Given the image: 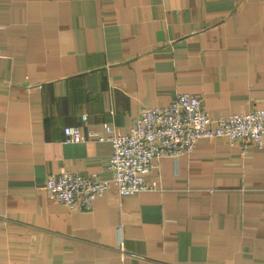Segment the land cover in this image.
I'll return each mask as SVG.
<instances>
[{
  "label": "crops",
  "instance_id": "obj_1",
  "mask_svg": "<svg viewBox=\"0 0 264 264\" xmlns=\"http://www.w3.org/2000/svg\"><path fill=\"white\" fill-rule=\"evenodd\" d=\"M177 91L210 116L263 106L264 0H0V264H264V149L202 138L152 161L156 190L48 198L50 175L110 179L105 128Z\"/></svg>",
  "mask_w": 264,
  "mask_h": 264
},
{
  "label": "built area",
  "instance_id": "obj_2",
  "mask_svg": "<svg viewBox=\"0 0 264 264\" xmlns=\"http://www.w3.org/2000/svg\"><path fill=\"white\" fill-rule=\"evenodd\" d=\"M175 95L166 108L143 109L127 133L105 128L108 136L99 140L112 146L110 179L96 180L65 171L50 175L44 186L48 198L71 210L82 211L89 209L109 188L117 190L120 197L156 190L157 184L145 182L152 161L160 157L176 161L181 155H190L202 138L221 137L242 151L248 146L264 149V104L246 114L219 117L204 110L201 94L177 91ZM85 119L84 114L82 120ZM63 132L65 142L85 140L76 126H67Z\"/></svg>",
  "mask_w": 264,
  "mask_h": 264
}]
</instances>
